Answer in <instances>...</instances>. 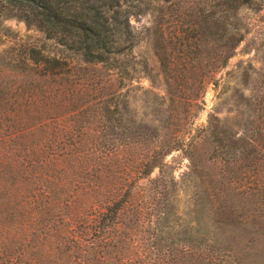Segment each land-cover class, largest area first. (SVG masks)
I'll return each mask as SVG.
<instances>
[{
	"label": "trees",
	"instance_id": "1",
	"mask_svg": "<svg viewBox=\"0 0 264 264\" xmlns=\"http://www.w3.org/2000/svg\"><path fill=\"white\" fill-rule=\"evenodd\" d=\"M140 1L0 0L5 15L37 25L68 51L56 56L30 46L21 63H0V264H131L130 245L146 264L169 260L154 241L135 236L144 222L142 215L129 216L139 206L137 178L156 183L157 176H147L161 169L166 153L208 138L135 124L125 115L121 80L101 83L87 73L97 64L115 67L119 77L127 72L120 61L131 43L126 15ZM162 1L177 18L191 16L186 23L207 36L212 72L242 38L231 18L253 2ZM90 113L101 123L90 128L94 142L84 145ZM217 125L208 119L206 130L213 133ZM128 166L136 174L130 179ZM251 189L248 181L245 191ZM259 195L264 204V192ZM257 214L263 234L258 264H264V210ZM196 256L223 264L216 256Z\"/></svg>",
	"mask_w": 264,
	"mask_h": 264
},
{
	"label": "rangeland",
	"instance_id": "2",
	"mask_svg": "<svg viewBox=\"0 0 264 264\" xmlns=\"http://www.w3.org/2000/svg\"><path fill=\"white\" fill-rule=\"evenodd\" d=\"M196 1L201 0H181ZM167 5L141 0L127 13L131 43L120 59L125 74L119 77L115 67L98 64L87 71L101 83L121 80L125 115L135 124L160 134L180 128L187 138H208L166 153L161 169L147 176H157L156 183L137 178L139 206L129 216L138 214L144 222L135 236L163 248L169 256L165 264H211L199 254L223 264H258L263 234L257 213L264 210L259 195L264 192V0L239 6L231 23L242 38L214 72L207 36L186 23L191 16L181 20ZM2 9L0 63H21L30 46L49 55L68 52L37 25ZM84 119L87 145L95 140L90 128L99 127L101 118L91 120L90 113ZM208 119L218 124L213 133L206 130ZM125 171L129 179L136 175L129 166ZM248 181L252 189L246 192ZM217 246L221 250L215 255ZM125 250L131 264L147 263L132 253V245Z\"/></svg>",
	"mask_w": 264,
	"mask_h": 264
}]
</instances>
